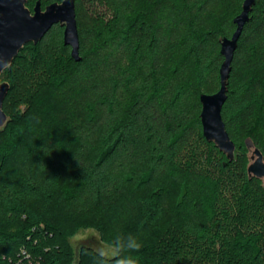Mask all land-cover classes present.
<instances>
[{"label":"trees","instance_id":"trees-1","mask_svg":"<svg viewBox=\"0 0 264 264\" xmlns=\"http://www.w3.org/2000/svg\"><path fill=\"white\" fill-rule=\"evenodd\" d=\"M242 1L75 0L78 60L59 23L19 49L0 74V264H96L91 245L73 255L66 241L87 227L102 243L136 235L140 264H264V187L245 144L264 157V0L221 108L231 160L199 116Z\"/></svg>","mask_w":264,"mask_h":264},{"label":"water","instance_id":"water-1","mask_svg":"<svg viewBox=\"0 0 264 264\" xmlns=\"http://www.w3.org/2000/svg\"><path fill=\"white\" fill-rule=\"evenodd\" d=\"M255 0H243L241 10L233 18L235 29L229 37L220 38V53L223 60L219 66V88L213 93H201L199 113L202 133L206 140L212 141L226 157L234 156L235 145L225 129L221 117V108L227 96V80L231 70V61L238 37ZM26 0H0V64L7 63L9 69L13 58L26 42L36 43L54 24L63 25V42L71 47V56L78 60V32L75 18V0L51 2L41 8L37 0L33 9L25 5ZM9 88L7 80L0 81V126L6 120L2 109L3 99ZM248 163L246 171L249 177L261 180L264 187V157L250 138L245 139Z\"/></svg>","mask_w":264,"mask_h":264},{"label":"clouds","instance_id":"clouds-1","mask_svg":"<svg viewBox=\"0 0 264 264\" xmlns=\"http://www.w3.org/2000/svg\"><path fill=\"white\" fill-rule=\"evenodd\" d=\"M6 67V62L0 64V69ZM143 246L136 235L116 232L109 240L98 246L95 252L96 264H140L138 253Z\"/></svg>","mask_w":264,"mask_h":264},{"label":"rangeland","instance_id":"rangeland-1","mask_svg":"<svg viewBox=\"0 0 264 264\" xmlns=\"http://www.w3.org/2000/svg\"><path fill=\"white\" fill-rule=\"evenodd\" d=\"M9 106H10V108L13 109V107H14V96H11L10 101H9ZM18 108L21 111H23L25 108V105L19 104ZM66 241L68 242L69 246L71 247L73 255H74V253L77 252L78 248L81 245L88 244V245H91V247H93L94 250H97L98 246L102 243V242H100L99 232L96 229L90 228V227L76 229L73 234L67 235ZM87 260H89V258L85 259V261H87Z\"/></svg>","mask_w":264,"mask_h":264},{"label":"built area","instance_id":"built-area-1","mask_svg":"<svg viewBox=\"0 0 264 264\" xmlns=\"http://www.w3.org/2000/svg\"><path fill=\"white\" fill-rule=\"evenodd\" d=\"M21 254L25 257V258H27L28 259V253L25 251V250H21ZM32 262H31V260H27V263L26 264H31Z\"/></svg>","mask_w":264,"mask_h":264}]
</instances>
